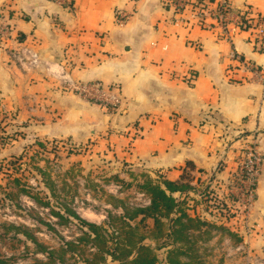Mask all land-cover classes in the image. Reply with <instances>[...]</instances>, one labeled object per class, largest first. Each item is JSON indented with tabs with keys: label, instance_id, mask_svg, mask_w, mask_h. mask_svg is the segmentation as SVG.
I'll return each mask as SVG.
<instances>
[{
	"label": "crops",
	"instance_id": "obj_1",
	"mask_svg": "<svg viewBox=\"0 0 264 264\" xmlns=\"http://www.w3.org/2000/svg\"><path fill=\"white\" fill-rule=\"evenodd\" d=\"M233 4L264 18V0ZM193 7L178 13L164 0H76L67 10L52 0H0L7 34L0 42V105L27 140L90 142L94 152L135 170L169 180L183 171L195 181L209 178L227 196L240 144L253 140L264 152V51L248 31L230 42L218 39L198 25ZM117 10L128 14L124 24L116 21ZM22 47L39 53L38 68L12 57ZM233 53L260 67L263 77L238 68L230 73ZM98 80L121 86L113 114L67 87ZM193 199L192 215L235 233L216 231L228 241L247 243L242 256H234L240 250L232 245L214 264L264 259V161L248 227L238 212L215 220L199 214L201 201ZM221 206L216 210L236 208L228 197Z\"/></svg>",
	"mask_w": 264,
	"mask_h": 264
},
{
	"label": "rangeland",
	"instance_id": "obj_2",
	"mask_svg": "<svg viewBox=\"0 0 264 264\" xmlns=\"http://www.w3.org/2000/svg\"><path fill=\"white\" fill-rule=\"evenodd\" d=\"M164 2L170 3L168 0ZM91 104L102 108L98 104ZM2 107L0 105V259L4 264H55L23 235L24 230L31 233L41 245L54 249L60 244V236L70 240L80 233L75 221L67 225L59 224L46 206L38 204L30 196L19 194L18 186L13 182L15 177L22 184L29 181L36 187L39 192L33 191L34 195L37 194L44 202L49 190L39 183V179L42 172L49 173L48 184L50 186L53 181L55 195L61 197L59 201L52 198L53 203H67L73 197L74 202L70 206L82 219L97 225L103 224L109 212L122 214L124 203L129 208L147 203V196H142L137 187V184L142 183V174L145 172L129 167V163L124 161L94 152L90 142L50 140L41 141L43 145L40 146L36 144L37 140L25 138L24 132L14 126L11 116ZM193 177L197 191L191 193L190 197L201 201L199 214L205 213L213 220L214 215L220 219L223 215L240 214L239 209L236 213L232 210H216L228 196H223L221 188H213L211 179L198 178L195 181L196 176ZM64 183L66 186L63 189ZM48 224L55 231L48 229ZM15 228H19L20 232ZM211 231L216 235L214 239L199 242L202 247L200 253L207 263H215L225 257L224 252L228 253L232 245L242 248L247 246L243 240L238 244L228 241L229 237L220 235L217 229ZM242 253L243 250H240L234 256H242ZM64 260L57 264H74L69 255H64ZM261 261L264 259L257 257L255 264Z\"/></svg>",
	"mask_w": 264,
	"mask_h": 264
},
{
	"label": "trees",
	"instance_id": "obj_3",
	"mask_svg": "<svg viewBox=\"0 0 264 264\" xmlns=\"http://www.w3.org/2000/svg\"><path fill=\"white\" fill-rule=\"evenodd\" d=\"M36 144L43 145L41 141ZM190 165L187 163V166ZM40 175L39 183L50 192L45 194L44 202L37 194L34 195L33 191L39 192L36 187L29 181L22 184L15 177L13 182L18 186L17 192L46 206L59 224L67 225L75 221L80 230L74 239L67 240L60 236V244L56 249L41 245L31 233L23 231V235L55 264L61 263L64 255H69L74 264H214L202 258L199 242L212 239V229L230 236L235 234L222 225L190 213L191 201L194 200L190 194L195 193V187L192 184L193 175L186 171L178 180L143 173L142 183L137 184V187L141 194L147 196L149 203L129 208L121 201L123 213L115 215L109 212L101 225L82 219L70 206L74 202L73 197L67 203H58L61 197L55 195L53 181L49 186V173L42 172ZM65 186L66 183L63 189ZM8 198L11 199L10 196ZM52 198L57 200L56 203H53ZM50 225L48 229L55 231ZM15 230L20 232L19 228ZM0 264H4L1 259Z\"/></svg>",
	"mask_w": 264,
	"mask_h": 264
},
{
	"label": "built area",
	"instance_id": "obj_4",
	"mask_svg": "<svg viewBox=\"0 0 264 264\" xmlns=\"http://www.w3.org/2000/svg\"><path fill=\"white\" fill-rule=\"evenodd\" d=\"M61 7L72 10L76 0H52ZM175 11L180 13L192 4V17L196 19L202 28L216 32V37L226 42H230L238 31H248L255 49L264 51V18L253 15L251 11L236 9L233 0H168ZM116 21L124 24L129 16L121 10L115 13ZM6 27H0V42L6 38ZM12 57L27 69H36L41 64L39 53L30 47H22L12 50ZM232 59L236 61V67L231 66L229 72L235 69L250 72L253 77L262 78L263 71L260 67L247 62L237 54H232ZM235 73V72H234ZM233 73V74H234ZM189 79L194 80L195 75L189 74ZM70 91L80 96L84 100L98 104L107 113L113 114L121 106L122 93L121 86L117 82L105 83L101 80L72 83L67 86ZM239 153L236 159V169L229 177L226 184V194L234 203L236 208L232 212H237L244 217L245 226H249L248 218L253 209L256 195L257 183L262 171L264 152L255 145L253 140L243 141L237 148ZM197 191V190H196ZM195 191V192H196ZM144 196V194H141ZM200 195V194H199ZM149 200L147 199V205ZM144 205V206H145ZM143 206V205H139ZM238 207V208H237ZM247 220V221H246ZM244 248V247H243ZM239 246V250L243 249Z\"/></svg>",
	"mask_w": 264,
	"mask_h": 264
},
{
	"label": "water",
	"instance_id": "obj_5",
	"mask_svg": "<svg viewBox=\"0 0 264 264\" xmlns=\"http://www.w3.org/2000/svg\"><path fill=\"white\" fill-rule=\"evenodd\" d=\"M108 119H109V114H107V115L104 117V121H105V123L107 122Z\"/></svg>",
	"mask_w": 264,
	"mask_h": 264
}]
</instances>
